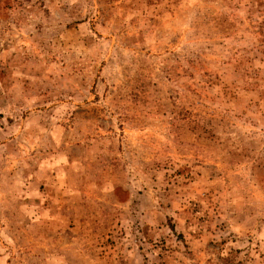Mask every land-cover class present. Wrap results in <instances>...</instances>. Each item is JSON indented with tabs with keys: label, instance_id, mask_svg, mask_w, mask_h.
Here are the masks:
<instances>
[{
	"label": "rangeland",
	"instance_id": "obj_1",
	"mask_svg": "<svg viewBox=\"0 0 264 264\" xmlns=\"http://www.w3.org/2000/svg\"><path fill=\"white\" fill-rule=\"evenodd\" d=\"M0 264H264V0H0Z\"/></svg>",
	"mask_w": 264,
	"mask_h": 264
}]
</instances>
